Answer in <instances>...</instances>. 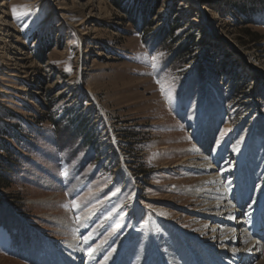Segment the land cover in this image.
Returning <instances> with one entry per match:
<instances>
[{
	"label": "rangeland",
	"instance_id": "rangeland-1",
	"mask_svg": "<svg viewBox=\"0 0 264 264\" xmlns=\"http://www.w3.org/2000/svg\"><path fill=\"white\" fill-rule=\"evenodd\" d=\"M114 1L0 0V146L21 162L1 176L0 264L69 239L80 264H208L188 235L208 245L224 220L200 179L245 197L244 225L264 205V0Z\"/></svg>",
	"mask_w": 264,
	"mask_h": 264
},
{
	"label": "bare ground",
	"instance_id": "bare-ground-1",
	"mask_svg": "<svg viewBox=\"0 0 264 264\" xmlns=\"http://www.w3.org/2000/svg\"><path fill=\"white\" fill-rule=\"evenodd\" d=\"M198 137L201 142L204 153L211 149L210 130L205 137L201 133H198ZM253 147L250 148L248 154L249 156L247 158V164L249 165L254 163L255 159V150ZM223 157L224 153L221 154V159ZM189 160H192V168H195L199 171L205 169V154L203 156L201 155L191 157L189 158ZM211 178H201V182H199L200 185L198 188L194 189V193L199 195L200 200L202 199V203L201 201L199 202L200 211H202L204 215L207 214V217H209L210 220L212 219L213 224L215 220H224V226L215 225L213 227V230L211 229L212 234H210L211 236L209 237H206L204 235V233H206L204 231L200 234L202 236L204 235V237L206 238V242H209L208 245L207 243L205 244L204 240H202V236H200L202 238H199L196 236L194 237L192 234H189V241L195 242V244L198 246V249L202 251L200 253L203 254L208 264H263L264 205L260 206L257 211H252L251 214H253L252 218H254V220L251 221L249 225L248 223L244 225L242 217L246 216V211L243 210L242 215V212L240 213V210H242V206L246 202L245 197H243L239 193L240 196L238 200H235L234 205L233 202L229 200V195L221 193L222 189L221 187H219V185H221L220 182L212 180ZM210 180L212 181L211 184L215 185L214 187L208 186ZM218 189L220 190V192ZM219 199H221L220 202L218 201ZM230 207H235V211L233 212V210H229ZM250 220L251 219H249V221ZM58 223L62 224V226H66L67 222L64 221ZM204 226H206V223L204 224ZM69 243L71 244L69 246L62 244V250H59L57 247L53 248L54 250H51V252L49 254L47 253V255H42V252H37L36 250H33L31 256L29 257V262H40L41 264H80V260L85 256V251L82 249V247H77L76 243L74 244V240L69 239ZM183 243L182 241L179 242V248L177 250H174L173 248L171 249L170 246V252L172 253L173 251H175L179 254L180 252H182L183 255L186 256L185 254H187V252H185L186 250L183 248H185L187 244ZM226 248H228L230 252L226 253ZM212 249L214 251H212ZM102 253L103 252H98L96 255H94L89 260L88 264H94L97 258L102 255ZM191 254H193V252H191ZM174 255V264H177L176 254ZM194 256L196 260L200 259L198 258V256ZM255 257H257V260L254 262Z\"/></svg>",
	"mask_w": 264,
	"mask_h": 264
},
{
	"label": "trees",
	"instance_id": "trees-1",
	"mask_svg": "<svg viewBox=\"0 0 264 264\" xmlns=\"http://www.w3.org/2000/svg\"><path fill=\"white\" fill-rule=\"evenodd\" d=\"M115 4H117L114 0H112ZM240 14L242 16H245V20H246V25L247 24H251L253 21L254 17V9L250 8V9H242L239 10ZM134 23L136 22V20H133ZM136 24V23H135ZM137 30L140 29L137 24L134 26ZM250 36L252 38H254L255 35L250 34ZM52 47H48L46 49L41 48V46H39L38 51L41 54V56H44L46 53H48L50 51ZM41 61H43V58L41 59ZM1 150L3 152H6L8 157H0V188L6 189L10 187L9 183H5L4 179H2L1 176H5L6 174L11 173L12 171H14L16 168H18L21 164L20 160H16L15 156H16V152L14 153V150L8 146H6L5 144H1L0 146Z\"/></svg>",
	"mask_w": 264,
	"mask_h": 264
},
{
	"label": "snow or ice",
	"instance_id": "snow-or-ice-1",
	"mask_svg": "<svg viewBox=\"0 0 264 264\" xmlns=\"http://www.w3.org/2000/svg\"><path fill=\"white\" fill-rule=\"evenodd\" d=\"M16 9H13V12H14V14L16 13ZM152 60H156V57L154 56V57H152ZM224 135V133H221V136H223ZM234 151H236L237 149L236 148H234L233 149ZM75 206V205H74Z\"/></svg>",
	"mask_w": 264,
	"mask_h": 264
}]
</instances>
